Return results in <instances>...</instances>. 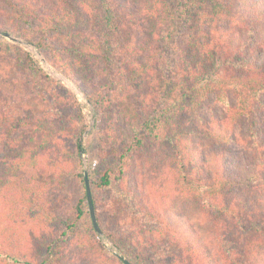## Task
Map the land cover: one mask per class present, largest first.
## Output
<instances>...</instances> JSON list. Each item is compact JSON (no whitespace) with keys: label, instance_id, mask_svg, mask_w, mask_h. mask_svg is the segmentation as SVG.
Wrapping results in <instances>:
<instances>
[{"label":"trees","instance_id":"obj_1","mask_svg":"<svg viewBox=\"0 0 264 264\" xmlns=\"http://www.w3.org/2000/svg\"><path fill=\"white\" fill-rule=\"evenodd\" d=\"M0 32L34 44L95 104L103 87L134 96L97 184L116 189L115 232L91 192L99 227L131 264H264V0H0ZM11 52L48 113L12 116L0 102V205L12 226L0 264H124L80 231L85 148L68 115L82 117L78 102ZM71 182L82 201L52 208L49 194Z\"/></svg>","mask_w":264,"mask_h":264},{"label":"rangeland","instance_id":"obj_2","mask_svg":"<svg viewBox=\"0 0 264 264\" xmlns=\"http://www.w3.org/2000/svg\"><path fill=\"white\" fill-rule=\"evenodd\" d=\"M13 36L29 42L21 36ZM29 44V46H24L15 43L6 38L3 32H0V102L3 100L1 105L6 103L5 106L10 112H12V116L26 112L30 113L31 111L34 112L35 115L38 113L39 115H45L48 113L46 109L48 98L33 95L32 93L33 90L31 85L35 81H32V76L29 73V70H26L25 67L17 63V60L12 55L13 52L6 53V46H16L21 49L22 52L31 56V58L37 63L38 67L41 68L45 77L58 82L66 90V92L78 102L82 112V117L78 119V113L68 112V115L70 117H75V120L72 117L74 123H72L73 125L71 129H73V132L75 131L76 126H78L80 130H83L82 140L85 153L81 156L82 166L80 170L83 173L84 178L85 175H87L89 179L91 192L96 196L100 217H102V220L109 223L108 227H104V230L108 232H115L114 230H116V225L114 220L116 216L114 213V205L117 203L118 197L116 195V189L100 190L97 188V184L104 172V168L108 164L107 161H109V159H113L114 154H111L108 151L119 147L120 142L124 138L123 135V138L120 136L121 134L119 128L121 127V124L120 122H117V120L121 121V112L129 111L130 107H135L136 100L131 94H129V96H127V94L124 97H120L123 94L121 88L115 90L114 87L112 89L103 87L100 89L101 95L99 97V101L95 104L93 101L88 99L76 82L65 74L63 69L51 61L47 54L41 52L34 44L30 42ZM105 72L106 71H103L102 73ZM112 73L120 74L116 70H113ZM106 74L108 75L107 72ZM98 77H102L101 73ZM98 77L95 82H98ZM119 78L122 79V77ZM211 104H214V108L218 116L222 117L226 113V109L223 106L215 104L214 102H211ZM205 114L208 115L207 110H205ZM244 127L236 128L235 131L237 135H241L245 138L247 136V132ZM233 152L244 157L250 153V149H248L247 146L236 144L233 148ZM163 178V176H161L160 179L155 177L158 181ZM168 181L170 182V180ZM168 181H166L167 184ZM83 196V187L77 186L75 182H71L67 183L62 193L56 191L50 193L48 200L54 209L57 208V206H62V210H73L76 204L82 201L84 198ZM95 215L97 219L96 211ZM87 217L89 218V221L82 222L80 228L81 233L86 236L93 235L96 238H99V242H101V244L107 248L108 251H111L113 255L116 254L115 256H117V254H121L118 252L117 248L112 246L111 241L107 238L109 237L108 232H103V230L99 227L104 235V238L101 239L95 229H93L94 226L92 223L90 208ZM2 231L3 234H5L4 231L11 233L12 226H9V221L7 222V215L4 213L2 205H0V233ZM29 236L30 237L27 242H33L31 234H29ZM4 243L7 244L6 242ZM74 251L75 247L71 248V252L73 253ZM79 263L90 264L91 261L87 259L80 261Z\"/></svg>","mask_w":264,"mask_h":264},{"label":"water","instance_id":"obj_3","mask_svg":"<svg viewBox=\"0 0 264 264\" xmlns=\"http://www.w3.org/2000/svg\"><path fill=\"white\" fill-rule=\"evenodd\" d=\"M4 36L8 39H10L11 41L24 45V46H29V42L23 41L20 38H17L15 36H13L10 33H4ZM85 184H86V190H87V200H88V204H89V208H90V214H91V218H92V223L94 226L95 231L97 232L98 236L103 239L104 235L103 232L100 230L97 219H96V215H95V209H94V205H93V200H92V194H91V188H90V183H89V179L87 177V175H85ZM117 257L124 263V264H131V262H129L123 255L121 254H117Z\"/></svg>","mask_w":264,"mask_h":264}]
</instances>
